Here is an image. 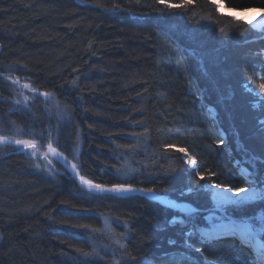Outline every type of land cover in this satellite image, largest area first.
Listing matches in <instances>:
<instances>
[{
	"label": "trees",
	"instance_id": "16d2710c",
	"mask_svg": "<svg viewBox=\"0 0 264 264\" xmlns=\"http://www.w3.org/2000/svg\"><path fill=\"white\" fill-rule=\"evenodd\" d=\"M220 3L240 11L264 8V0ZM113 4L122 10H106ZM215 7L211 0L166 10L156 0H0V69L11 66L22 83L31 81L70 105L71 122L62 128L60 141L73 148L78 126L79 163L88 178L94 173L95 182L116 183L112 165L135 167L140 174L131 181L134 186L156 188L157 194L196 208L210 207L205 193L186 192L199 187L198 177L190 179V166L176 148L194 155L206 177L215 172V182L233 180L247 187L234 161L252 155L260 158L256 169L264 174V133L258 125L264 108L253 109V98L241 87L249 77L256 80L253 87L264 82L254 74V65L261 63L254 53L264 49V39L254 40L261 33ZM208 15L215 26L200 19ZM176 48L179 57L170 55ZM75 78L78 88L70 89ZM0 97V125L6 129L9 121L36 131L56 121L55 114L44 111L43 97L34 101L31 113L10 112L14 94L6 81H0ZM209 109L215 110V119ZM145 130L148 138L136 152L114 151L116 145L135 144L127 133ZM166 144L174 148L165 152ZM0 152V264H75L77 249L111 243L105 221L116 233L126 232L128 251L137 257L134 264L143 258L165 264L161 254L175 251L168 240L182 242L180 226L168 223L178 211L141 196L85 198L71 176L53 179L13 148ZM121 155L123 160H117ZM55 167L64 172L57 162ZM261 210L264 202L234 216ZM69 224L100 231L81 233ZM254 254L230 237L207 242L202 255L190 253L192 264H202L205 257L216 264H253Z\"/></svg>",
	"mask_w": 264,
	"mask_h": 264
},
{
	"label": "snow or ice",
	"instance_id": "6c2138e0",
	"mask_svg": "<svg viewBox=\"0 0 264 264\" xmlns=\"http://www.w3.org/2000/svg\"><path fill=\"white\" fill-rule=\"evenodd\" d=\"M156 2L164 5L166 10L185 8L192 0H181L180 3H174L172 0H156ZM211 2L216 5L215 11L221 13L220 0H211ZM106 10L119 11L122 10V6L120 4H113L111 9ZM244 11H248V9H244ZM260 13V16L255 19L242 18L239 15L234 16L233 19L238 22L242 21L249 25L252 30L261 33V36L254 38V40L264 39V8L260 9ZM195 15L194 13L193 16ZM200 19L206 21L211 26H215L217 23L210 15L201 16ZM219 34L221 36L225 35L223 27L219 29ZM241 34L243 35V33ZM248 42L244 41V43ZM173 53L179 57L180 49H173L170 55ZM254 55L261 57V63L254 65V74L264 81V49L254 53ZM177 67L183 68L182 60H177ZM256 69L259 70L255 71ZM13 71L14 69L11 66L0 69V81L8 82V88L14 94V98L11 101L13 108L9 111L31 113L34 101L38 97H43V102L45 103L44 111L48 116L55 114L56 121L54 124L49 122L46 127H41L40 131H36L34 127L25 128L22 125H17L15 121H9L10 127L7 129L0 125V148L11 147L16 152L25 154L32 159V166L37 171H43L53 179L58 174L74 177L78 181L75 188L85 198L122 199L129 198L131 193L140 192L152 200L162 199L157 195L156 188L134 186L131 181L135 179V175L140 174V170L135 167H117L116 165H112L111 171L118 179L116 183L95 182L94 173L91 174L93 178H88L90 174L83 173L82 165L79 163L78 145L80 143V130L78 126L76 140L73 141V148H65L60 141L62 128L71 122L72 109L70 105L58 100L54 92L40 91L31 81L22 83L20 77L12 74ZM77 80L78 78H75L71 81L69 85L70 89L78 88ZM255 83L256 80L253 77H249L242 83L241 87L253 98L250 102L253 109L264 108V82L253 87ZM189 88L193 91L194 95H198L190 79ZM2 99L3 97H0V100ZM49 104H51V107L47 106ZM209 111L214 119L215 110L209 109ZM258 125L260 131L264 133V118L258 119ZM146 134L147 130H145V133H127L128 136L135 138V144L128 146L116 145L114 151L126 147L128 152H136L140 145L148 138ZM220 135L223 137L222 130L220 131ZM164 148L165 152H167L169 149L174 148V145L166 144ZM175 150L184 154L182 158L183 162L189 165L191 169L190 179L192 175L198 177L195 183L199 187L196 189L189 187L186 192L191 193L195 190L205 193L209 198L211 206L196 208L190 204L179 205L175 201L163 198L162 202L165 205L178 209L180 212V215L174 216L168 223L180 226L179 234L182 242L178 243L177 240L170 238L168 243L170 246H175V251L164 252L160 258L165 261V264H185V261L188 264H192L193 257L190 255L191 252L195 251L202 255V248L207 242L218 240L224 236H230L238 237L242 245L247 244L254 251L253 264H264V210L258 211L255 214L234 216L235 212H242L245 207L264 202V174H261L256 169V161L260 158L252 155L245 158L243 162L240 160L234 161V165L238 169V175L248 185L247 187H237L236 182L233 180L213 181L212 178L216 176L215 172H209L206 177L198 170L197 160L194 155L189 154L183 147L176 148ZM0 154L3 153L0 152ZM116 159L123 160V156H117ZM61 160L64 162L63 173L55 167V162ZM246 165H250L251 167H246ZM101 171L103 172L105 169L101 168ZM200 181H206V183L201 185ZM185 194L181 193V195ZM67 207L71 208V205ZM105 226L108 228L107 235L111 243L102 245L91 243L89 251L77 249L76 252L79 256L76 258L75 264H97L98 261H104L105 264H134L137 257L128 251L127 243L125 242L126 232L116 233L108 225V221H105ZM121 226L126 230L129 228L127 223ZM67 227L76 229L81 233L88 232L89 230L90 233L100 231V229H94L90 225L85 224H69ZM91 238V235H89V239ZM109 250H111V256L108 254ZM221 259L222 257H217V261ZM141 264H152V262L148 261L147 258H143ZM202 264H216V262L205 257Z\"/></svg>",
	"mask_w": 264,
	"mask_h": 264
},
{
	"label": "rangeland",
	"instance_id": "374dc122",
	"mask_svg": "<svg viewBox=\"0 0 264 264\" xmlns=\"http://www.w3.org/2000/svg\"><path fill=\"white\" fill-rule=\"evenodd\" d=\"M221 9H222V12L223 13H225V14H228L229 16H231V17H234V16H236V15H239V16H241L242 18H245L246 16H250L252 19H255L256 17H255V14H252V13H249V12H252V11H260V9H258V8H254V9H248V11H244V10H242V11H240V10H232V9H228V8H226V7H223V6H221ZM249 26V25H248ZM167 48H169V46H167ZM209 113H210V111H209ZM211 118H212V116H211ZM215 118H216V112H215ZM214 118V119H215ZM225 138V137H224ZM3 148H0V150H2ZM229 153H230V151H229ZM23 154V153H22ZM25 155V154H24ZM26 156V155H25ZM27 157V156H26ZM29 158V157H28ZM58 164H60L63 168H64V162L61 160V161H56ZM61 172V171H60ZM62 173V172H61ZM76 183H77V181H76ZM78 184V183H77ZM130 196H140V195H132V194H130ZM141 197H143V196H141ZM146 198V197H145ZM149 198V197H148ZM150 199V198H149ZM152 200V199H151ZM163 205H165L164 203H163ZM224 237H230V236H224ZM223 237V238H224ZM230 238H233V239H236V240H238L239 242H240V244H241V241H240V239L238 238V237H230ZM241 246H243V247H245V248H249L250 250H252L247 244H244V245H242L241 244ZM252 252H254L253 250H252ZM253 258V260H254V257H255V254L252 256Z\"/></svg>",
	"mask_w": 264,
	"mask_h": 264
},
{
	"label": "water",
	"instance_id": "95a60500",
	"mask_svg": "<svg viewBox=\"0 0 264 264\" xmlns=\"http://www.w3.org/2000/svg\"><path fill=\"white\" fill-rule=\"evenodd\" d=\"M74 180H75V178L74 177H72ZM75 181H77V180H75ZM77 183H78V181H77ZM132 195H140V196H143V197H145L144 196V194L143 193H140V192H134V193H131ZM159 196V195H158ZM161 197V196H160ZM148 198V197H147ZM162 198H164V197H162ZM169 200V199H168ZM155 201H157V202H159V203H162L160 200H155ZM178 204V203H177ZM169 208H172V207H170V206H168Z\"/></svg>",
	"mask_w": 264,
	"mask_h": 264
},
{
	"label": "bare ground",
	"instance_id": "6f19581e",
	"mask_svg": "<svg viewBox=\"0 0 264 264\" xmlns=\"http://www.w3.org/2000/svg\"><path fill=\"white\" fill-rule=\"evenodd\" d=\"M223 6V5H221ZM224 7V6H223ZM249 13H252V14H255V17H259L260 16V11H252V12H249ZM245 18H251L250 16H246ZM162 198V197H161ZM163 198L160 200L162 202ZM163 203V202H162Z\"/></svg>",
	"mask_w": 264,
	"mask_h": 264
}]
</instances>
